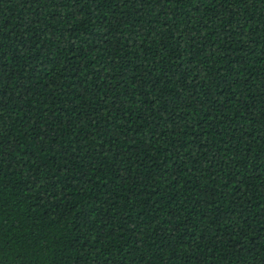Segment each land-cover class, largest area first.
Instances as JSON below:
<instances>
[{"label":"trees","instance_id":"16d2710c","mask_svg":"<svg viewBox=\"0 0 264 264\" xmlns=\"http://www.w3.org/2000/svg\"><path fill=\"white\" fill-rule=\"evenodd\" d=\"M109 2L0 0L2 264H262L264 0Z\"/></svg>","mask_w":264,"mask_h":264},{"label":"snow or ice","instance_id":"6c2138e0","mask_svg":"<svg viewBox=\"0 0 264 264\" xmlns=\"http://www.w3.org/2000/svg\"><path fill=\"white\" fill-rule=\"evenodd\" d=\"M33 3H41L42 7H48V6H52V7H60L61 3H67L68 0H32ZM89 2H95V0H89ZM182 0H110L109 2V7L112 8H123L126 5H131L133 8L136 7V5L139 3L143 6H147L149 4H160L162 6V8L164 6H171L172 4H179L181 3ZM256 3H259L260 0H255ZM72 3H79V0H72ZM195 5H193L194 7ZM83 8H78L76 9L77 12L82 11ZM151 10V9H150ZM50 19H55V16L50 17ZM69 17L67 14L63 15L61 17V20H68ZM38 22V21H37ZM55 40L59 39V36L56 35L54 37ZM2 45H0V49H2ZM21 51H23V49H21ZM8 55V53L6 51H0V67H3V58L6 57ZM35 66V65H33ZM217 179H219V177H217ZM229 183H231V181H229ZM242 183V181H241ZM0 207H2V205H0ZM139 231V230H137ZM2 233H3V225H2V220H0V253L3 252V238H2ZM0 264H2V257H0ZM262 264H264V260H262Z\"/></svg>","mask_w":264,"mask_h":264}]
</instances>
